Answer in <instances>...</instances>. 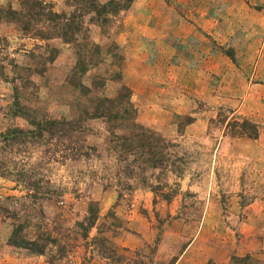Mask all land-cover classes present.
<instances>
[{
  "label": "rangeland",
  "instance_id": "obj_1",
  "mask_svg": "<svg viewBox=\"0 0 264 264\" xmlns=\"http://www.w3.org/2000/svg\"><path fill=\"white\" fill-rule=\"evenodd\" d=\"M46 1L71 11L67 0ZM0 5L18 9L19 0ZM85 26L86 39L65 43L0 24V106L22 80L24 113L81 118L85 144L100 156L53 164L49 176L68 188L72 208L46 202V218L67 226L90 199L99 207L92 234L104 231L135 264H264V0H133L104 27ZM119 94L138 124L178 145L171 167L147 169L146 182L131 181L122 198L92 174L111 166L109 133L105 121L88 119L99 99ZM238 117L259 127L257 139L229 134ZM9 123L27 126L19 117ZM12 187L0 177V200L17 195ZM166 193L171 200L162 199ZM39 211L27 214L40 218ZM9 231L0 223V264H49L9 247Z\"/></svg>",
  "mask_w": 264,
  "mask_h": 264
},
{
  "label": "trees",
  "instance_id": "obj_2",
  "mask_svg": "<svg viewBox=\"0 0 264 264\" xmlns=\"http://www.w3.org/2000/svg\"><path fill=\"white\" fill-rule=\"evenodd\" d=\"M133 0H67L71 8L68 13H58L51 2L46 0H19V8L0 5V24H14L23 35L39 41L61 39L65 43L86 39L89 29L86 24L95 23L104 27L123 11L128 10ZM5 43V40L0 39ZM4 45H0L2 50ZM50 53L49 61L55 60ZM38 58H40L38 56ZM20 79V78H19ZM18 80L15 77L14 79ZM20 83L15 84L16 97L0 106V177L11 182L12 191L17 195L0 200V223L8 224L10 231L6 244L30 256L44 257L49 264H135L114 246L104 231L98 229V203L87 201L82 217L67 226L47 219L42 205L54 203L58 209L72 208L66 204L68 188L55 184L49 173L53 164L67 160H88L100 158L97 150L85 143L88 133L84 120L47 118L37 120L23 112L17 96ZM124 95L115 98L103 97L98 100L88 119H102L108 124L109 140L104 149L105 158L111 166H102L100 182L104 190L117 188L119 198L122 191L131 190V181L146 182L147 169H166L178 158L172 150L178 145L161 135L141 126L131 112L129 102L122 106ZM130 111V112H129ZM86 114L85 116H87ZM22 118L27 126L22 128L13 122ZM120 124L128 130L120 129ZM120 130L117 133L115 130ZM229 134L257 139L259 127L238 117L227 126ZM19 155L20 159L14 157ZM116 183H115V182ZM152 192L157 187L148 186ZM71 194L80 198L76 189ZM171 200V194L161 195ZM30 209H39L40 218L27 214Z\"/></svg>",
  "mask_w": 264,
  "mask_h": 264
}]
</instances>
